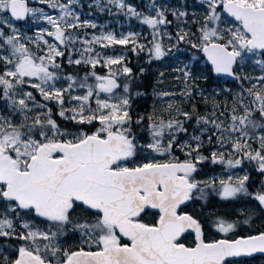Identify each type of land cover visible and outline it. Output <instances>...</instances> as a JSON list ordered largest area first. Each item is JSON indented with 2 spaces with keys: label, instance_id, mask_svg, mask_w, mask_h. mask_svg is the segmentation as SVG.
Listing matches in <instances>:
<instances>
[{
  "label": "snow or ice",
  "instance_id": "snow-or-ice-1",
  "mask_svg": "<svg viewBox=\"0 0 264 264\" xmlns=\"http://www.w3.org/2000/svg\"><path fill=\"white\" fill-rule=\"evenodd\" d=\"M193 2L202 12L190 14L187 0H150L146 11L127 0L89 5L148 26L151 39L141 43L140 33L82 19L80 0H0V264H245L264 256V227L251 230L250 213L210 211L214 198H248L264 211V0ZM29 18L47 27L27 35L16 22ZM181 44L202 54L204 71L250 87L225 89L231 103L217 102L198 83L209 77L184 63L172 69L183 89L154 92L163 108L137 113L144 93L128 54L147 53L151 64ZM246 64L260 74L243 73ZM196 95L211 100L207 114L184 108ZM206 163L228 174L202 176Z\"/></svg>",
  "mask_w": 264,
  "mask_h": 264
},
{
  "label": "trees",
  "instance_id": "trees-1",
  "mask_svg": "<svg viewBox=\"0 0 264 264\" xmlns=\"http://www.w3.org/2000/svg\"><path fill=\"white\" fill-rule=\"evenodd\" d=\"M189 0H187L188 2ZM82 2V1H81ZM129 4H132L134 6H139L138 0H127ZM168 3V0H166ZM172 2V1H171ZM169 2V3H171ZM30 6H33V4L30 2ZM86 6V5H85ZM87 8V7H86ZM196 10L195 13L199 14L202 9L197 8L196 3H194L193 7L188 8V11L190 13L191 10ZM46 10H48L46 8ZM79 10H82L81 7ZM90 11H93V9H89ZM89 17H97L100 20L103 19V15L99 13L91 14L90 12L87 13ZM115 17L114 15H112ZM170 18V17H169ZM199 19H202V15H198ZM173 22H176L173 18ZM177 24V22H176ZM19 26L22 28H25L27 33H32L33 29L40 26V23L28 19L24 23H19ZM25 26V27H23ZM188 26L195 31L196 25L191 22V19H189ZM171 29V32L176 31V27L173 25L169 26ZM31 30V31H29ZM186 49L191 50L190 52L188 50H182L180 53L171 54L164 61H154L153 63L149 64L148 61V55L145 53H141L139 56L135 55L134 53L128 54V64L129 67L133 69V74L137 76V84L141 85V87L138 89V91L144 93L142 96H138L135 98L134 101V109L139 114H147L149 112L153 111V106H155L157 109H161L163 102H160L157 100V97L154 95V92H163V91H171L173 87L171 86L172 79H168V77H172L173 72H171L172 65H177L178 59L176 57L184 59V62L189 63L194 68L195 72L199 75L201 72H203L204 75H207L209 77L208 80L200 79L198 81L199 86L204 89L205 96L214 98L215 101L223 103L224 101H228V103H231V98L227 95L225 89H231L232 93L235 94L239 91H241L242 88H248L250 87L249 81H244L241 85L239 82L229 83L226 82L223 79L215 78L212 73L204 71L208 68L206 62L203 60L201 53L196 52L193 49H190L187 45L182 44ZM196 55V57L199 59V63H196L194 60H186L185 57H192ZM140 68H144L145 72L141 76L139 74ZM66 70L69 72H79L80 74H83V72L86 70L83 66L76 67H68L66 66ZM101 73H103V69H98ZM164 72L163 83L158 84L157 80L159 77V73ZM243 73L249 75V76H256L260 74L259 68L253 67L252 65H245L243 68ZM255 82V81H252ZM39 99V97H37ZM195 104L197 106V110L201 114H207L209 109L211 108V100L206 104L203 99L199 95L194 96V98L186 104V109L190 110V107L192 104ZM157 114H163L165 117H167V113L158 112ZM194 126V122H193ZM244 169L251 168V165H249L247 162L244 164ZM236 172H239L242 174L240 169H236ZM227 175L228 172L225 170L223 165H213L211 163H206L202 166V176H220L221 174ZM255 176L256 174L253 173ZM214 208H211L210 211H214L215 213L219 215H225L230 216L231 213L228 210H225L228 205H232L235 207H240L243 205H254V201L249 200L248 198H242L241 201H234V202H227V201H220L218 198H214L213 200ZM246 213H250L252 216V220L255 221V219L260 218L264 220V211H261L259 208L255 210L254 212L247 211ZM247 227L248 226H242ZM264 227V226H263ZM259 227H256L254 224H252L251 230H255ZM243 230V229H242ZM250 229H248L249 231ZM75 241L69 240L68 244H73ZM245 261L250 262L252 264H264V257H253V258H243Z\"/></svg>",
  "mask_w": 264,
  "mask_h": 264
},
{
  "label": "rangeland",
  "instance_id": "rangeland-1",
  "mask_svg": "<svg viewBox=\"0 0 264 264\" xmlns=\"http://www.w3.org/2000/svg\"><path fill=\"white\" fill-rule=\"evenodd\" d=\"M30 2L33 4V6L41 7V5L34 4L33 3V0H30ZM94 2H95V0H80V3L82 5V7H81L82 10H80L81 13H82V17H81L82 19H91V20H94L98 25L105 26L107 30L115 31L117 34H120V33H125L126 34L129 31H134V32L140 33L141 34V41H140L141 43H147V40L144 39L145 37H147L148 39H151L150 33L152 32V29H150L148 26L141 24L135 18H131V17H128V16H124V15L119 14L118 13V10L115 7L111 6V5L109 6V7L112 8V13L111 14H109L107 12H103L102 13V12H99L98 10H96L95 8H90L89 5L94 4ZM169 2H171V3H169ZM176 2H177V0H168V3L169 4H175ZM180 2L183 3L184 0H180ZM138 3H139V6H136L138 8V10H140V11H146L147 10V6L150 3V0H138ZM187 3L190 5L189 8L193 7V5H194L193 0H189ZM89 9H93V11H90ZM46 11L52 12L51 9H48ZM88 12H90L91 14L99 13V14L103 15L104 17H103L102 20H100L97 17H89V15H87ZM195 12H196V10L193 9V10L190 11V14L191 13H195ZM52 14L55 15L56 13L55 12H52ZM112 15H114L115 17H113ZM169 19H173V17H170ZM176 22H173V24H172L175 27L177 25ZM19 27L27 35H32L39 27H47V25L44 24V23H40V26L39 27H36L35 29H33V32L30 33V34L25 31L26 30L25 28H22L21 26H19ZM23 27H25V26H23ZM88 31L91 32L92 30H88ZM167 31L171 32V29H170L169 26L167 28ZM171 43L172 42H170L167 39V37L164 38V44H165V46H170ZM180 49H181V51L182 50H188L189 52L191 51L189 49H186L182 44L180 45ZM175 53H177V52H175V50H173V53L172 54H175ZM145 54H147V53H145ZM194 56H196V55H194ZM178 62L179 63L177 65H174V64L172 65V67L170 69L171 72H173L172 69L174 67H179V66H182L184 63H186V62H184V59H182V58H179L178 59ZM175 75H176V73L173 72L172 77H168V79H172V82H171V86L173 87L172 92L179 93L183 89L184 85L180 81L173 79V77ZM176 100L179 101L180 100V97L177 96L176 97ZM190 101L191 100H189V101H187V102L184 103L183 106H184L185 109L187 108L186 107V104H188V102H190ZM162 108H163V105H162L161 109ZM232 171H235L236 172V170H232ZM237 173H239V172H237ZM220 176H226V175L223 173ZM239 201H241V200H239ZM257 208H258V206H257L256 202L254 201V205H251V206L250 205H243L242 204L240 207L237 208L235 206L228 205L225 210L230 211L231 217L232 218H235L234 216H232V214H233V212H236V216H239L240 215V212H239L238 209H243L245 212H247V211L254 212L255 210H257ZM254 225L256 227H259V228L260 227H263L264 226V220H261V219L257 218V219H255ZM242 229L244 231H248V228L247 227H242ZM245 264H252V263L245 261Z\"/></svg>",
  "mask_w": 264,
  "mask_h": 264
},
{
  "label": "water",
  "instance_id": "water-1",
  "mask_svg": "<svg viewBox=\"0 0 264 264\" xmlns=\"http://www.w3.org/2000/svg\"><path fill=\"white\" fill-rule=\"evenodd\" d=\"M28 19H26V20H24V21H20V22H16V23H24L25 21H27ZM201 56H202V54H201ZM206 62V61H205ZM207 64V63H206ZM208 67H209V65H207ZM213 74V76L215 77V78H220V79H223V80H225L226 82H229V83H234V81L232 80V78H230V77H227V76H217L216 74H214V73H212ZM255 257H264V256H262V255H257V256H255ZM253 258V257H252Z\"/></svg>",
  "mask_w": 264,
  "mask_h": 264
},
{
  "label": "flooded vegetation",
  "instance_id": "flooded-vegetation-1",
  "mask_svg": "<svg viewBox=\"0 0 264 264\" xmlns=\"http://www.w3.org/2000/svg\"><path fill=\"white\" fill-rule=\"evenodd\" d=\"M260 219V218H259ZM262 220V219H261Z\"/></svg>",
  "mask_w": 264,
  "mask_h": 264
}]
</instances>
